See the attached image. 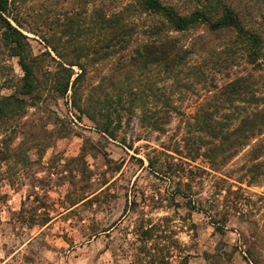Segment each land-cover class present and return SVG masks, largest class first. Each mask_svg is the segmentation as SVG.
<instances>
[{"label":"rangeland","instance_id":"374dc122","mask_svg":"<svg viewBox=\"0 0 264 264\" xmlns=\"http://www.w3.org/2000/svg\"><path fill=\"white\" fill-rule=\"evenodd\" d=\"M20 1L27 51L42 80L56 70L61 52L103 45L99 25L76 36L72 20L89 26L96 10L120 8L117 0ZM162 1L184 14L192 9L183 0ZM205 30L198 25L181 36L191 40ZM229 36L209 34V54L193 60L209 79L188 80L192 90L181 94V111L163 130L147 126L137 108L134 115L125 111L120 124L114 120L108 137L55 93L0 129V141L7 134L13 147L50 142L30 150V160L0 161V264H264V155L255 160L252 152L264 132L230 148L192 124L213 85L248 74L255 83L262 79L241 56L227 69L214 67L218 55L226 56ZM83 60H89L86 92L117 66L114 57L98 54ZM23 76L19 57L0 40V92H15ZM213 118L230 130L240 123L231 109Z\"/></svg>","mask_w":264,"mask_h":264},{"label":"trees","instance_id":"16d2710c","mask_svg":"<svg viewBox=\"0 0 264 264\" xmlns=\"http://www.w3.org/2000/svg\"><path fill=\"white\" fill-rule=\"evenodd\" d=\"M117 1L118 11L101 9L97 14L96 10L89 26L70 22L69 31L76 36L99 25V31L104 35L100 40L103 45L61 52L62 61H58L56 70L48 71L50 76L42 80L36 71V59L29 58L27 51L28 36L22 30L20 18L21 1L0 0V40L19 57L24 71L15 92H0V129L6 131L7 124L26 107L41 105L48 93H55V96L70 98L72 106L94 120L96 128L108 137L113 138L114 120L120 124L125 111L134 115L137 108L147 126L163 130L170 123L173 112L180 113L181 94L191 91L192 84L197 81L209 79V71L193 62L195 56L205 57L209 34L228 33L231 36L221 51L226 56L221 58L220 52L213 61L214 67L227 69L241 56L254 65L255 70L263 72L259 74L262 79L255 83L252 74H248L222 86L213 85L216 90L211 89L207 99L199 104L192 124L197 130L211 131L213 138L220 142H229L230 148L245 145L258 133L263 134L264 0H183L192 5L188 14L182 13L177 4L162 0ZM198 25H203L206 30L196 38L187 40L181 36ZM91 54L100 55V59L114 57L117 66L114 73L104 76L86 92L84 85L89 60L83 59ZM67 55L71 59L67 60ZM74 65L81 72H76ZM190 68L194 76L183 73ZM195 77L197 80L193 79L192 84L188 82ZM145 79L148 85L137 83ZM227 109L233 110L235 118L231 119L240 122L231 130L228 124L220 126L221 123L213 118L215 113ZM6 135L0 141V161L30 160V150L50 146V142L39 139L31 140L29 144L22 140L13 147ZM252 152H258L255 160L264 155V139L257 142ZM250 262L253 261L250 259Z\"/></svg>","mask_w":264,"mask_h":264}]
</instances>
